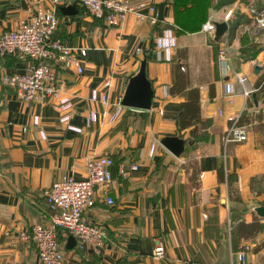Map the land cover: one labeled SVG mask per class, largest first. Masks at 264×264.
Segmentation results:
<instances>
[{
  "label": "crops",
  "instance_id": "crops-1",
  "mask_svg": "<svg viewBox=\"0 0 264 264\" xmlns=\"http://www.w3.org/2000/svg\"><path fill=\"white\" fill-rule=\"evenodd\" d=\"M124 1L135 13L128 14L118 26L95 19L79 4L58 6L60 25L54 38L88 53L82 74L75 69L60 71L62 90L48 103L25 102L15 88L3 82L5 76L25 73L30 62L0 54V264H40L35 243L22 241L20 235L50 223L53 210L46 199L47 191L66 178L84 179L88 159L97 156H109L114 161V183L107 193L99 194L89 212V218L104 228L107 238L98 248H82L75 238L76 247L67 250L70 236L65 239L62 232L63 264H172L176 260L185 264H235L242 250L247 264H264V247L255 252L264 239V229L246 241L235 233L237 221L249 223L253 215L264 224L254 212L264 206L258 204L264 201V192L257 195L250 189L251 178L264 176V98L260 95L256 99L257 91L250 99L244 98L242 87L232 76L246 75L248 86L256 89L254 85L264 73V65L255 72V63L264 59V34L251 35L250 40L261 44L262 50L253 61L245 62L240 48L248 25L240 26L233 39H228L226 32L222 41L231 50V74L221 80L215 49L202 27L211 20L226 22L229 30L227 18L232 9L210 10L198 30L181 32L174 22V0ZM165 1V18L159 21V5ZM37 4L53 6L50 0H0V33L14 30L32 15ZM72 5L78 13L65 15L61 8ZM153 17L157 23L151 21ZM169 28L177 41L172 62L160 59L156 46V39ZM181 53L189 83L199 89L200 131L209 142L206 151L195 157L194 169L184 158L175 162L180 177L175 178L169 172L174 165L170 158L175 157L159 141L163 137L189 138V130H180L176 124L184 99L169 93L175 79V60ZM144 60L154 89L152 109L122 107L114 118L130 79ZM225 82L233 84L235 90L232 104L223 98ZM94 90L99 98L106 95L108 103L93 102ZM64 99L73 104L70 123L83 129L82 133L68 130L61 122L55 104ZM93 112L98 119L88 123ZM259 112L261 122L255 120ZM243 113L251 116L247 140L224 144L229 119ZM35 116L40 117L38 126L34 125ZM220 165L223 182L218 179ZM192 183L197 188H192ZM108 198L113 199V205ZM160 242L166 247L163 259L153 256Z\"/></svg>",
  "mask_w": 264,
  "mask_h": 264
},
{
  "label": "built area",
  "instance_id": "built-area-1",
  "mask_svg": "<svg viewBox=\"0 0 264 264\" xmlns=\"http://www.w3.org/2000/svg\"><path fill=\"white\" fill-rule=\"evenodd\" d=\"M52 7L46 8L40 4L34 5L32 15L20 21L11 31L0 33V54L14 55L20 60L29 61L30 65L23 74L5 76L3 82L15 88L18 96L28 103H48L58 97L62 90L60 71L75 69L78 74L84 72L83 60L87 57V49L72 48L62 41L55 39L54 35L59 28L58 6L65 4H79L87 13L97 20L104 21L109 26H118L124 22L127 15L135 13V9L124 0H50ZM153 10V9H151ZM140 19L145 17L138 14ZM256 31H264V8L248 11ZM157 23V18H152ZM202 32L206 35L216 53V64L221 80L231 74V50L225 41L215 42V23L207 21ZM177 45L174 30L166 29L162 36L156 39L158 56L166 62L174 60V49ZM234 83L242 87V95L250 99L257 91L248 86L246 75L234 73ZM165 95L168 94L164 87ZM233 84L224 83L223 98L232 104L234 97ZM93 102L100 100L108 103V97H98V91L92 92ZM73 104L69 99H64L55 104V110L60 114L61 122L67 129L76 133H82L83 129L70 123ZM122 111L119 106L114 118ZM239 116L230 118L229 124L223 133L224 144L234 142L241 143L247 140V127L237 124ZM98 119L97 113H91L88 123ZM40 117H34V125L38 126ZM41 135L45 138L44 133ZM153 150V149H152ZM114 161L109 156L91 157L87 161L86 177L81 180L66 178L55 182L46 193L48 204L53 210V216L48 225H36L29 232H23L20 239L33 242L37 248L40 264H63L65 243L60 240V233L67 239L74 236L82 248L101 247L107 234L103 227L95 224L89 218V212L94 208L99 194L107 193L108 188L114 183L112 168ZM137 166L133 167L136 170ZM108 203L114 201L108 198ZM166 247L160 242L153 252L157 259L165 258ZM172 264H185L176 260ZM235 264H247L245 250L240 251Z\"/></svg>",
  "mask_w": 264,
  "mask_h": 264
},
{
  "label": "trees",
  "instance_id": "trees-1",
  "mask_svg": "<svg viewBox=\"0 0 264 264\" xmlns=\"http://www.w3.org/2000/svg\"><path fill=\"white\" fill-rule=\"evenodd\" d=\"M236 0H174V22L180 28L181 32H194L198 30L201 25L207 20L208 12L210 10L218 11L224 7L230 6ZM249 21H247L248 23ZM247 23H241V21L236 20L234 22H229L230 27L228 30V39H233L237 34L239 27L247 25ZM245 36L241 38L242 47L240 48L241 59L245 62L250 61L255 58V56L260 52L261 47L259 45L250 43L251 46L248 48L252 50L255 56H251L249 50L244 49L245 44H249V41ZM185 56L182 53L175 60V79L173 86L169 89V93L172 96H182L183 102L180 104V111L177 117V126L180 130H189V138L187 140H193L201 136L200 125L202 123V118L200 115V93L199 89L196 87H191L189 83V77L184 66ZM179 60V61H178ZM255 88L257 92L255 93L256 99L258 96L264 98V73L258 78L255 83ZM210 98L213 97L212 90L210 91ZM251 116L243 113L239 116L237 124L239 126H248L249 121H251ZM254 120V119H253ZM255 120L262 121V114L259 112ZM261 124V123H260ZM264 128V124L262 125ZM196 159L188 162L187 164L194 169L196 165ZM189 166V167H190ZM192 173V172H191ZM224 170L222 165L218 168V179L219 182L224 180ZM193 175V174H192ZM191 175V176H192ZM192 182V178H190ZM264 184V176L253 177L250 180V189L252 192L260 195L263 193L262 185ZM192 188H197V184L192 183ZM234 221V220H233ZM264 229V224L261 223L260 219L253 215L252 221L246 223L244 220L237 221L235 225V233L238 239L250 240L254 239L259 233ZM61 240V233H60ZM64 239L62 240V242ZM264 247L263 241L255 248V252H258Z\"/></svg>",
  "mask_w": 264,
  "mask_h": 264
},
{
  "label": "water",
  "instance_id": "water-1",
  "mask_svg": "<svg viewBox=\"0 0 264 264\" xmlns=\"http://www.w3.org/2000/svg\"><path fill=\"white\" fill-rule=\"evenodd\" d=\"M168 5V1H165L159 5L158 20L164 21L165 8ZM65 15L77 14L78 11L75 5L61 8ZM228 31V25L226 22L215 23V42H221L222 38ZM146 60L142 61L137 74L130 79L124 98L122 99L121 106L138 109L143 111H150L152 109V103L154 98V89L151 81L147 77L146 73ZM255 72H259V68L256 67ZM255 101V95L252 96ZM159 143L168 150L175 158L179 159L181 154L185 150L187 143L186 139H181L177 136L163 137ZM255 214L264 220V206H259L254 209ZM77 245V241L74 236H70L67 244V250H73Z\"/></svg>",
  "mask_w": 264,
  "mask_h": 264
},
{
  "label": "rangeland",
  "instance_id": "rangeland-1",
  "mask_svg": "<svg viewBox=\"0 0 264 264\" xmlns=\"http://www.w3.org/2000/svg\"><path fill=\"white\" fill-rule=\"evenodd\" d=\"M264 8V0H236L233 4H231L230 6L224 7L220 10H225V9H232L231 11V16H229L227 19V22H234L236 20L241 21V23H247V21H249L247 23V27L246 30L244 32V35L247 36V41H249V44H245L244 49L249 50L250 55L255 56L254 53L252 52V50L248 49L251 44L250 43H254V39L250 40L251 35H263L264 32L263 31H256L254 28V25L251 21V19L248 17V13L247 11H245L244 9L250 11V10H260ZM208 18V17H207ZM262 38V37H261ZM256 45H261V44H256ZM262 50V49H261ZM256 58V56H255ZM254 58V59H255ZM252 59V61L254 60ZM257 65V67L261 68L262 65H264V59L261 58L259 60V62L255 63ZM209 139L207 137H204L203 135L199 136L196 139L193 140H187V145L186 148L184 150V152L181 154V159L184 158L186 160V162H191L193 161V159H195V157H197L199 154H202L203 152L206 151V147L208 145ZM167 156L171 157L168 153ZM172 160V162L174 163V165L172 166V168L169 170V172L171 173V175L175 178H180L178 173L179 170H177V166L175 164V162L180 161L181 159L179 158L178 160L175 158H170ZM263 188V192H264V184L262 185ZM258 204H263L264 205V201L258 202Z\"/></svg>",
  "mask_w": 264,
  "mask_h": 264
}]
</instances>
